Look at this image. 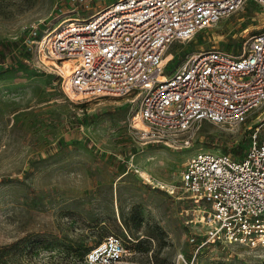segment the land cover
Instances as JSON below:
<instances>
[{"label":"rangeland","instance_id":"obj_1","mask_svg":"<svg viewBox=\"0 0 264 264\" xmlns=\"http://www.w3.org/2000/svg\"><path fill=\"white\" fill-rule=\"evenodd\" d=\"M112 1L70 11L62 0H0V264H86L85 251L109 234L125 248L113 264H264V246L203 243L200 226L187 221L191 200L157 185L178 186L198 150L240 158L264 103L239 123L203 120L185 132L143 136L126 97H69L52 63L24 41L38 20L43 33ZM263 29L264 5L245 0L171 42L168 64L209 48L238 55Z\"/></svg>","mask_w":264,"mask_h":264},{"label":"built area","instance_id":"obj_2","mask_svg":"<svg viewBox=\"0 0 264 264\" xmlns=\"http://www.w3.org/2000/svg\"><path fill=\"white\" fill-rule=\"evenodd\" d=\"M62 1L73 11L93 0ZM244 1L113 0L43 33L38 20L24 41L35 44L39 57L52 63L69 97H126L133 103L131 123L143 136L185 132L203 120L239 123L264 103V29L249 35L238 55L209 48L188 52L169 65L166 49L215 24ZM255 1L264 5V0ZM65 61L70 65L66 73L61 70ZM262 125L264 120L240 158L198 150L179 170L178 186L157 183L169 194L180 189L191 200L194 217L187 221L200 226L203 243L264 246ZM124 251L121 239L109 234L86 251L84 260L113 264Z\"/></svg>","mask_w":264,"mask_h":264},{"label":"bare ground","instance_id":"obj_3","mask_svg":"<svg viewBox=\"0 0 264 264\" xmlns=\"http://www.w3.org/2000/svg\"><path fill=\"white\" fill-rule=\"evenodd\" d=\"M69 68H70L69 63H68L67 61H65V62H64V66L61 68V70H62L64 73H66V72L69 70ZM146 179H149V177L147 176Z\"/></svg>","mask_w":264,"mask_h":264},{"label":"trees","instance_id":"obj_4","mask_svg":"<svg viewBox=\"0 0 264 264\" xmlns=\"http://www.w3.org/2000/svg\"><path fill=\"white\" fill-rule=\"evenodd\" d=\"M103 238H104V237H103ZM101 240H102V239H101ZM101 240H100V241H101ZM100 241H99V242H100ZM99 242H97V243H99ZM97 243H96V244H97ZM94 245H95V244H94ZM94 245H93V246H94ZM91 247H92V246H91ZM91 247H89V248H91ZM89 248H88V249H89ZM88 249H87V250H88ZM87 250H86V251H87ZM86 251H85V253H86ZM84 255H85V254H84ZM85 263H86V262H85ZM86 264H87V263H86Z\"/></svg>","mask_w":264,"mask_h":264}]
</instances>
